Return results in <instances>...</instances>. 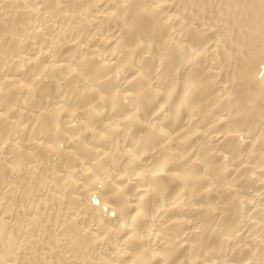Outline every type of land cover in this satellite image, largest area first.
Segmentation results:
<instances>
[{"label": "bare ground", "instance_id": "bare-ground-1", "mask_svg": "<svg viewBox=\"0 0 264 264\" xmlns=\"http://www.w3.org/2000/svg\"><path fill=\"white\" fill-rule=\"evenodd\" d=\"M0 264H264V0H0Z\"/></svg>", "mask_w": 264, "mask_h": 264}]
</instances>
